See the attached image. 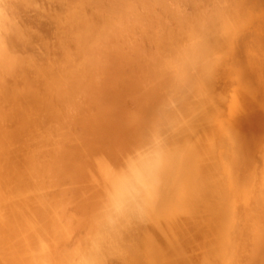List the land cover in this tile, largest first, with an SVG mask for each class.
<instances>
[{"label": "rangeland", "instance_id": "1", "mask_svg": "<svg viewBox=\"0 0 264 264\" xmlns=\"http://www.w3.org/2000/svg\"><path fill=\"white\" fill-rule=\"evenodd\" d=\"M254 18L264 20V0H103L101 10L89 26L85 42L72 38L65 50L56 49L63 59L55 61L57 67L52 74L45 75L52 82L51 88L40 92L36 102L26 106L29 111L26 117L31 113L35 116L31 124V119H27L33 128L29 125L30 128L27 126L23 130L24 136L34 143L27 151L32 156L30 161L35 164L30 198L37 205L49 233L45 241L57 255L54 264H63L60 256L65 254L71 260L81 259L84 244L108 235V230L102 228L101 223L113 219L107 211V206L115 201L109 195L114 190L113 183L119 179H130L133 175L128 166L122 169L118 166L135 164V156L140 152L152 153L144 142L164 139L160 129L156 132V126L165 111H169L167 102L176 91L190 93L192 76L209 80V75L202 70L204 66L226 67L242 75L245 83L241 86L234 83L229 87L226 85L230 95L227 93L228 97L221 98L220 102L224 108L240 107L241 101L246 105L254 95L252 100L257 103L256 108H249L254 102L252 105L247 103L246 108L240 107L245 113L252 114V126L243 125V138L247 140L241 146L238 143L233 147L217 139L210 143L214 150L228 157V161L223 156L216 157L218 161L215 159L217 163L224 161L227 164L226 173L231 177V184L224 191L230 199L226 207L228 219L218 217L212 222L209 220L213 225L210 231L198 222L197 212L201 208L209 212L210 209L221 208L222 204L212 201L198 204L195 197L185 195L187 204L181 209L186 216L174 220V223L178 221L175 224L181 230L164 238L173 245L171 250L181 253L193 251L197 260L210 257V249L217 264H264V28L254 30L250 37L243 34ZM9 34L13 35V30ZM6 48L3 42L0 43L1 51L7 53ZM44 51L38 52L45 57ZM8 53L19 56L13 50ZM30 53L26 50L24 54L30 57ZM24 61L28 63L30 59ZM3 69L0 60V72ZM29 70L26 68L22 72L27 74ZM23 79L25 89L30 91L32 87L25 75ZM0 84L5 83L0 81ZM244 86L246 88L243 89ZM199 94L204 99L215 95L214 91L206 88ZM247 97L249 101L245 99ZM184 106L188 107L187 104ZM217 126L215 128L219 132L228 131L224 127L221 129L223 125ZM151 128L154 134L153 130L149 131ZM257 142H262L259 143L260 149ZM253 147L258 150L253 151ZM1 148L4 146L0 145ZM232 148L235 149L233 161L229 160ZM247 151L246 155L244 152ZM129 152L132 155L127 159ZM246 159L253 163L247 165ZM241 162L246 164L243 163L245 167ZM8 180L7 184H14ZM199 181L205 184L197 188L201 194L208 195L214 191L207 186L210 183L208 176H200ZM239 182L243 186L248 184L247 192L245 186H238ZM190 200L195 202V207H189ZM244 201L247 202L244 204ZM188 217H192L191 221ZM197 236L203 239L192 242ZM180 240H183L182 244ZM106 244L116 250L113 256L108 255L107 264H129L125 260L128 254L122 252L116 242ZM68 245L72 250L66 248ZM170 246L163 245L168 250ZM159 247L162 249V245ZM173 257V263L178 261L177 256Z\"/></svg>", "mask_w": 264, "mask_h": 264}, {"label": "bare ground", "instance_id": "2", "mask_svg": "<svg viewBox=\"0 0 264 264\" xmlns=\"http://www.w3.org/2000/svg\"><path fill=\"white\" fill-rule=\"evenodd\" d=\"M102 1L6 0L11 6L15 26L12 28L14 34L10 35L8 33L3 43L8 51H16L19 56L9 54L8 51L7 56L6 52L0 50V60L4 68L0 72V81L5 83L0 84V145L1 147L4 146V148L0 149V264H54L53 261L57 258V255L52 250L53 248L46 244L45 239L49 236V233L46 231L45 224L39 216L37 205L30 198L35 164L30 161L32 156L27 151L29 147H33L34 143L28 136H24L23 130L27 126L30 128V122L34 119L35 115L31 113L26 117L27 112H29L26 106L32 102H36L35 99L40 92L46 91V88L47 90L51 88L52 82H49L45 78V75L52 74L57 67L54 64L55 61L63 59V55L60 56L61 52H59V55L57 51L59 49L65 50L69 47L70 42L68 40L72 38L85 42L93 17L102 8ZM237 5L236 7L239 6ZM250 23L249 29L245 28L243 30L245 36L250 37L254 34V30L258 31L264 28V20L254 18ZM41 49L45 50V57L41 56L38 52ZM26 50L31 51L30 57L25 56L24 53ZM24 59H30V61L27 63ZM26 68L28 70L30 69L27 74L22 72ZM202 70L206 71V74L209 75V80L206 78H203L206 80H202L197 76H192L190 80L193 88L190 90V93L187 94L183 90L176 91L174 97L167 102L169 111H165L161 116L162 118L159 119L160 122L158 121V126H156V132L160 129L163 132L162 134H164V139L162 141L146 140L144 142V145L152 153L148 151L140 152L135 156V164L131 163L118 166L119 169L128 166L129 171L133 175L130 176V179H119L113 183L115 185H113L114 190L109 195L115 201L113 204L107 206V211L110 212L113 219L110 222L102 221L101 223L102 228L108 230V235H105L102 239L94 238L84 244L85 249L81 259L71 260V257L65 254L64 256H60L61 263L107 264L108 255L113 256L116 250L107 246L106 243L116 242L121 251L128 254L125 260L129 264H162L164 262L162 259H167L163 264H172L174 255L178 257V261H174L173 264H217L213 252L210 249V257L205 259L201 257L202 259L197 260L194 259L193 251L181 253L179 250H176V252L171 250L173 245L164 238L169 233L176 234L181 230V227L175 224L178 221L174 223V220L186 216L181 209L187 204L185 195L195 197L198 204L206 203L207 201L222 204L221 208L216 207L214 210L210 209L209 212L205 208H201L197 212L198 222L206 226L210 231H212L213 225L209 223V220L212 222L213 219L218 217L228 219L229 216L226 207L230 203V199L224 191L231 184V177L229 178L226 173L227 164L224 161L223 163H217L218 159L216 157L223 155L216 148L214 150L210 143L217 139L219 142L220 140L225 141V143L227 142V144L233 145V147L238 143H241V146L244 141V133L242 132L243 125L245 124L246 127L252 126V114L245 113L244 108L241 109L240 107L248 106L250 103L252 105L254 95L253 98L249 95L251 101L248 100L249 96L245 98L249 101V103L246 101L248 104L245 102V99L243 100L246 105L241 101V106H237L238 108L234 107V105L233 107L224 108V105L220 102V99L226 97L227 93L230 95L225 88L226 85L229 87V84L231 86L234 83L241 86L245 83L242 75L236 74L226 69V67L215 66L209 68L204 66ZM11 72L13 76L12 74L10 75ZM24 75L27 77L30 87H32L30 91L24 87ZM250 86L248 87L250 88ZM203 88L214 91L215 95L211 98L204 99L199 94V91ZM242 88L244 89L246 87L244 86ZM242 88L239 87L241 91L243 90ZM253 91L255 92V88ZM236 92L241 93L240 91ZM29 97L32 99H28ZM257 100L259 99L257 98ZM257 100L255 99V101ZM184 104H187L188 107L184 106ZM255 104L257 103L254 102L249 108H256L254 107ZM252 110L254 111V109ZM255 112L257 115L258 112ZM28 118L31 119L29 121L30 124L27 122ZM167 121H169L168 124H166ZM217 124L219 126L223 125L222 127L220 126L221 129L224 127L228 131L221 132L222 130H220L219 132L216 130L218 128ZM215 125L217 126L216 128ZM30 126L32 127V125ZM152 130L151 128L149 131ZM251 131L253 132V130ZM152 132L153 134L155 133L154 130ZM152 132L147 133L151 135ZM248 142L252 143V141ZM259 143L261 144L262 142H257L258 146ZM235 149L237 148L235 147ZM235 149H231L233 153L229 156V160H234L235 152L233 150ZM256 149L254 148L253 151L258 150ZM244 153L247 155L248 151ZM131 155L132 152H129L126 158H130ZM223 157H226L225 159L228 161L227 156ZM243 163L242 165L245 167V163ZM251 163L253 162L251 161ZM249 166H246L247 169H249ZM202 175L210 178V183L207 186H210L214 190L211 194L204 195L201 194L202 191L200 193L197 190L199 186L205 185L199 181ZM250 179L249 181H251ZM7 180L14 181V184H7ZM203 180L205 181L204 178ZM243 182L245 183V181ZM241 183L238 185L239 187ZM236 187L234 186L235 189ZM247 188L248 184L245 186L246 192ZM239 189L237 190L239 191ZM246 199L248 200V198ZM245 202L247 201H244V204ZM194 204L195 202L192 200L188 203L189 207H195ZM189 217L188 219L190 220L193 216L191 218ZM189 220L187 223H190L191 220ZM193 226L195 227L196 225L193 224ZM200 239L203 238L197 236L193 238L192 242ZM181 241L183 240H180V244H182ZM160 243H162V247ZM159 245L163 250L166 248L167 250H159ZM163 245H171L169 247L171 252L168 250V247L165 248ZM180 247L183 248L182 246ZM66 248L72 250L71 245L66 246ZM200 251H202L201 247ZM204 253L206 252L204 251ZM169 259L171 263L168 261Z\"/></svg>", "mask_w": 264, "mask_h": 264}, {"label": "clouds", "instance_id": "3", "mask_svg": "<svg viewBox=\"0 0 264 264\" xmlns=\"http://www.w3.org/2000/svg\"><path fill=\"white\" fill-rule=\"evenodd\" d=\"M15 26L11 6L6 0H0V43Z\"/></svg>", "mask_w": 264, "mask_h": 264}]
</instances>
